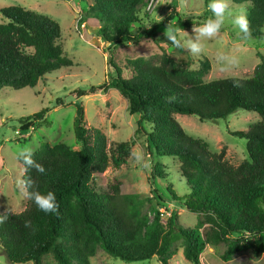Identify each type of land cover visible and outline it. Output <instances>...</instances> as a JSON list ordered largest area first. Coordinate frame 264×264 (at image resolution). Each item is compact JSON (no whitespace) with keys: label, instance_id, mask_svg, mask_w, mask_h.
I'll return each instance as SVG.
<instances>
[{"label":"trees","instance_id":"obj_1","mask_svg":"<svg viewBox=\"0 0 264 264\" xmlns=\"http://www.w3.org/2000/svg\"><path fill=\"white\" fill-rule=\"evenodd\" d=\"M143 1L94 0L90 12L98 20V36L109 45L104 53L109 54L108 65L115 74L110 73L109 83L77 92L80 98L118 90L128 102L129 114L138 116L134 137L111 144L102 129L87 122L83 104L76 103L74 133L81 148L44 141L33 152L47 170L44 175L26 169L20 160L22 179L36 181L42 194L54 192L60 209L59 215L45 214L27 197L22 212H7L6 222L0 225V250L11 264H45L48 254L57 264H91L90 258L99 248L125 262L157 257L161 264H170L178 241L192 264H202L207 245L224 244L220 258L226 263L247 251L257 256L264 253V55L258 54L260 63L248 78L206 81L207 59L200 61L199 70H192L180 67L166 53L156 63L144 58L127 60L126 77L115 63L118 47L155 41L159 28L188 30L203 24L173 8L168 18L152 20L147 26L149 16ZM210 2L205 0L206 7ZM232 2L246 5L253 38L264 36V0ZM0 13L7 20L0 24V90L35 88L48 75L74 66L64 52L56 20L22 6L0 7ZM229 29L225 26L222 31ZM234 81L243 87H234ZM239 110L258 113L261 120L247 131L230 132L247 142V158L238 165L227 159L226 148L212 151L205 141L187 134L175 117L181 114L196 116L201 122L217 121ZM49 112L43 109L20 119L22 130L43 123L50 126ZM141 136L146 137L153 160V184L169 177L162 159L177 160L178 174L188 192L179 196L171 187L166 191L189 212L201 216L195 227H184L176 215L164 217L161 195L158 205H144L136 195L120 197L119 184L112 187V193L97 190L95 178L111 166L120 169L125 165ZM26 220L31 221L30 228L24 226Z\"/></svg>","mask_w":264,"mask_h":264},{"label":"rangeland","instance_id":"obj_2","mask_svg":"<svg viewBox=\"0 0 264 264\" xmlns=\"http://www.w3.org/2000/svg\"><path fill=\"white\" fill-rule=\"evenodd\" d=\"M94 0H0V7L22 6L36 13L49 16L61 27V43L65 54L74 62V66L54 72L41 81L35 88L0 90V214L7 212L20 213L27 203L24 188L18 184L23 180V170L18 159V153L24 148L33 152L40 148L44 141L52 145L67 144L72 149L79 150L81 144L74 133L76 103L83 104L87 122L103 130L111 144L129 142L134 137L138 116H131L127 100L116 89H110L104 94L97 93L77 97L79 90L88 91L92 86L98 87L109 83L110 70L109 47L98 36V20L91 14L90 7ZM233 16L246 14V5H235L229 0ZM175 8L179 14L188 18H198L201 22L212 17V12L206 7L205 0H144L143 9L149 16L147 26L152 20L163 21L170 16ZM7 23L0 13V24ZM225 26L229 30L222 31L221 38L205 40L204 51L197 56L184 49L175 48L165 37L166 30L159 28L153 40H144L140 44L122 45L116 49L115 63L128 76L127 60L144 58L156 63L166 53L180 67L199 70L201 60L207 59L210 70L205 76L206 81L228 77L248 78L252 76L255 67L260 63L259 53L264 55V36L260 39L243 40L233 37L238 35L230 19ZM192 29V28H191ZM191 29L185 30L192 35ZM264 30V28H263ZM227 55L238 61L234 67H226L218 61V56ZM62 104L58 105L57 101ZM43 109H50L46 116L50 126L42 124L22 130L20 119L32 116ZM177 121L190 136L202 139L214 152L226 148L227 159L234 165L247 158L246 140L230 134L231 131H247L250 126L261 120L258 113L239 110L224 120L201 122L196 116L175 115ZM143 151L150 167L145 169L129 158L120 169L108 168L102 175L95 178L94 184L100 192H110L114 185L119 184L120 197L136 195L143 200L144 205H158V196L165 200L161 212L164 217L176 215L184 227H195L201 216L189 212L184 204L174 201L167 193V187L179 196L188 192L185 181L178 174V162L173 158H163L168 166L169 177L153 184L150 180L152 157L146 144V137L136 139L132 151ZM148 210V209H147ZM149 213V212H148ZM152 218V214H149ZM203 219V218H202ZM224 244L207 245L202 254V264H264V253L257 256L253 251H247L235 256L230 262L221 260ZM91 264H161L157 257L150 261L125 262L114 258L98 249L97 254L90 258ZM45 264H57L52 254L44 257ZM0 264H11L0 250ZM25 264H33L32 262ZM170 264H192L183 253L182 241L175 246V254Z\"/></svg>","mask_w":264,"mask_h":264},{"label":"clouds","instance_id":"obj_3","mask_svg":"<svg viewBox=\"0 0 264 264\" xmlns=\"http://www.w3.org/2000/svg\"><path fill=\"white\" fill-rule=\"evenodd\" d=\"M208 9L212 12V17L205 20L200 26H193L191 29L192 35L185 30H172L167 26L165 37L177 49H184L191 55L197 56L204 51L205 40H214L221 38L222 30L225 27L226 21L230 19L231 24L238 29V35L243 40H251L252 28L246 14H238L233 16L230 11L229 0H211L208 4ZM264 31V30H262ZM218 61L226 67H234L238 61L227 55L218 56ZM233 86L237 88L243 87L239 81H234ZM172 98H169L171 102ZM130 158L134 159L137 164L147 169L150 167V162L146 159L143 151L133 150L130 153ZM18 159L22 160L26 169H34L38 174H46V168L34 159L33 150L31 148H24L18 153ZM18 184L24 188L25 195L31 199L36 207L45 214L59 215L60 204L57 201L54 192L49 191L46 195L38 190L36 181L31 178L18 181ZM7 220V211L0 214V225ZM26 228H30L31 221L24 222Z\"/></svg>","mask_w":264,"mask_h":264}]
</instances>
